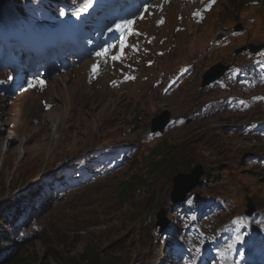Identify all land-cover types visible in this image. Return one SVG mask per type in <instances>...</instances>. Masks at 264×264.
<instances>
[{"label": "rangeland", "instance_id": "374dc122", "mask_svg": "<svg viewBox=\"0 0 264 264\" xmlns=\"http://www.w3.org/2000/svg\"><path fill=\"white\" fill-rule=\"evenodd\" d=\"M23 1L0 0V8L16 13ZM206 2L152 0L141 6L131 20L138 31L123 37L124 46L116 50L120 61H103L92 80L85 64L43 79L39 88L0 95L1 184L10 181L13 188L22 179L20 189L26 190L38 181L39 164L75 151L84 156L81 167L91 176L85 186L38 203L37 210L50 207L41 216L30 218L34 208L23 212L28 220L22 218L25 226L17 227L21 234L12 243L13 255L2 264H134L146 259L148 264H177L168 255L172 248L181 253V264H193L195 227L213 234L216 224L242 216L250 205L264 213V141L244 127L264 118V107L220 110L219 98L227 92L214 83L201 86L211 68L243 63V49L251 53L250 46H264V0H217L208 10ZM236 27L240 34L231 36ZM216 35L228 38L218 44ZM138 46L146 47L140 58ZM189 64L190 72L177 87L163 93V84L154 85L165 75L177 77L178 68ZM128 76L135 79L125 81ZM164 112L169 124L153 133V119ZM8 137H13L10 144ZM117 149L127 155L121 162ZM55 164L46 165L45 173ZM198 165L199 184L174 205L171 195L181 193L175 194L173 178ZM126 185L130 194L122 193ZM204 197L224 201V213L198 219L173 242L162 237V223L180 222L185 207ZM159 211L164 220L155 225ZM19 218L11 215L8 221L14 225ZM0 226L13 238L15 227L1 219ZM0 244L7 242L0 239Z\"/></svg>", "mask_w": 264, "mask_h": 264}, {"label": "clouds", "instance_id": "9594fccd", "mask_svg": "<svg viewBox=\"0 0 264 264\" xmlns=\"http://www.w3.org/2000/svg\"><path fill=\"white\" fill-rule=\"evenodd\" d=\"M224 36H221V38ZM219 39V38H218ZM217 38H215V40H218ZM153 132V131H152ZM156 133V132H155ZM161 133V132H160ZM59 160H55V163H57ZM43 170L41 172V174L39 175V179L37 182L33 183L32 182V187L21 191L20 186L22 183V179L17 183V187L18 190H20L19 192L13 193V195L11 196V190L14 188H11V183L10 182H3L2 184L0 183V187L2 186V190L0 191V198L2 197L1 195L4 193L5 189H6V193L9 194L10 197L6 198V201L0 200V204H5L3 205V208L0 210V219L4 220V222L6 224L11 225V228H16V230H13V238H8L7 236H5L4 234H2V232L0 231V239H2L4 242H7V244L5 245H1L0 244V259H2V261L0 262V264L5 263L6 259L8 257H11L13 255V245L12 243L15 241V239L18 238V235L21 234V232L19 231V229H17V227L19 226H25V224L22 221V218L25 220L26 217H23V212L30 210L31 208L36 209L38 206H40V202H44L48 199L50 200H54L56 199V197H58L63 191L65 192H69L70 190H76L77 188H79L80 186H85V185H80L77 182L74 181H70L67 184H60L58 187L54 186L55 180L57 179L56 176H51V172L45 173V168L46 165L43 163ZM41 166V164H40ZM45 167V168H44ZM56 174H59V171L56 172ZM55 175V174H54ZM1 182V181H0ZM10 185V186H9ZM67 186V190L65 189V187ZM72 187H76V188H71ZM6 196V194H5ZM172 202V201H171ZM177 202L180 201H175L172 202L174 204H176ZM49 206L45 207H40L39 210H34V212L32 213L30 218L35 217L36 215L41 216L42 214H44L47 210H49ZM45 209H47L45 212H43ZM40 211V212H39ZM159 215H161V219L158 221V224H160V222L163 220V214L164 211H159L158 212ZM20 214L21 218H19L18 221H16V224L12 225V223H10L8 221V219H10L11 215H17ZM6 215H8V217H6ZM16 217H13V220H15ZM23 220V221H24ZM28 219H26L25 223L27 222ZM0 228H2V226H0ZM6 231V230H5ZM19 231V232H17ZM18 234V235H17ZM129 259V258H127ZM139 262V261H138ZM142 262V261H141ZM137 263V262H135ZM178 264V262H177Z\"/></svg>", "mask_w": 264, "mask_h": 264}, {"label": "water", "instance_id": "95a60500", "mask_svg": "<svg viewBox=\"0 0 264 264\" xmlns=\"http://www.w3.org/2000/svg\"><path fill=\"white\" fill-rule=\"evenodd\" d=\"M235 32H239V27H236L234 29ZM221 38V35H218L216 37ZM258 47L256 46H250L251 51H255ZM227 70V67H215L211 68L209 71L205 72L204 74V80L202 81V87H206L212 83H215L218 79L222 77V75ZM218 71L217 73H215ZM169 124V115L164 112L160 115H158L155 119H153V126L152 131L153 132H162L164 128ZM202 175L201 167L198 165L194 167V169L189 174H178L173 178V187L175 188V194L181 193L177 195H171V201H183L184 198L188 193L192 191L198 184H199V177ZM177 197L178 199H175ZM248 202L250 200L248 199ZM47 209H45L43 212H45ZM252 211V207L249 206V212ZM161 217V215H160Z\"/></svg>", "mask_w": 264, "mask_h": 264}, {"label": "bare ground", "instance_id": "6f19581e", "mask_svg": "<svg viewBox=\"0 0 264 264\" xmlns=\"http://www.w3.org/2000/svg\"><path fill=\"white\" fill-rule=\"evenodd\" d=\"M165 2L166 1H170V0H164ZM162 3H163V1H161ZM159 3V2H158ZM183 3V2H182ZM188 4H190L191 2H187ZM166 4V3H165ZM157 5V4H156ZM160 7V6H159ZM158 7V8H159ZM171 6L169 5L166 9H163V11H167L169 8H170ZM161 8H162V6H161ZM3 10H7L6 8H4ZM160 10V9H159ZM0 12H1V8H0ZM162 14V13H161ZM170 18H172V17H170ZM145 21L147 20V19H144ZM135 27L136 26H134L133 28H132V30H136L135 29ZM136 31H138V30H136ZM143 31V30H142ZM135 34H137V32L136 33H134L133 35H135ZM140 35V34H139ZM142 35H144V34H142ZM141 36V35H140ZM217 36V35H216ZM128 40V39H127ZM260 48H262V47H260ZM259 48V49H260ZM251 50V49H250ZM40 51V50H39ZM32 53H34V52H32ZM44 55V54H43ZM88 64H91V65H93V64H95L94 62H91V63H87V65ZM112 66H116V63L115 64H112ZM88 70H89V68H88ZM90 74V70L88 71V75ZM58 76V75H57ZM67 79H64V80H62L61 81V85H63V86H65L67 83ZM157 83V82H156ZM155 83V84H156ZM159 83H160V81H159ZM92 84V83H91ZM55 86H57V85H55ZM55 88H57V87H55ZM58 89V88H57ZM67 93V92H66ZM60 96V95H59ZM91 98V97H90ZM60 99L61 100H63L61 97H60ZM53 107V106H52ZM52 107H50L49 109L50 110H52V109H54V108H52ZM202 107V106H201ZM202 109V108H201ZM5 113H6V111H5ZM183 117H180V119H182ZM8 119V118H7ZM6 120V119H5ZM5 120H3V121H5ZM181 121V120H180ZM182 121H183V119H182ZM51 122H53V121H51ZM57 123H58V120H57ZM181 123V122H180ZM181 124H178L177 126H180ZM54 126H55V128H54V131H56L57 129H58V126H59V123L58 124H54ZM22 126H19L18 128H21ZM18 130L17 129H15V132H17ZM54 131H53V134L51 135V137H52V139H53V137H54ZM23 137V136H22ZM22 137H20L19 138V143L21 142V139H22ZM55 139V138H54ZM13 141V137H8V139H7V143H11ZM80 153V151L78 152V151H75V153H63V155H65L67 158H73V157H75L76 156V154H79ZM61 155V154H60ZM61 157V156H60ZM61 158H58V159H55V160H60ZM55 160H53V162H52V160L51 161H49V162H46L45 163V165H49V166H52L53 165V163L55 162ZM61 161V160H60ZM40 165V164H39ZM45 168V167H44ZM47 168V167H46ZM42 170H43V165H41V166H39V169H36L35 170V172H37L38 174H37V176H39L40 175V172H42ZM34 172V173H35ZM45 172V171H44ZM33 175V174H32ZM10 182V181H9ZM10 186V185H9ZM12 192H11V196L13 195V193H16V192H19L20 190H18V187H17V185H15L14 186V188L11 190ZM5 194H6V196H5ZM2 197L0 198V200H2V202L3 201H6L7 199L6 198H8V197H10L9 196V194L8 193H6V189H5V191H4V195H1ZM141 252H144V251H141ZM143 254V256L144 255H146L147 253H142Z\"/></svg>", "mask_w": 264, "mask_h": 264}, {"label": "trees", "instance_id": "16d2710c", "mask_svg": "<svg viewBox=\"0 0 264 264\" xmlns=\"http://www.w3.org/2000/svg\"><path fill=\"white\" fill-rule=\"evenodd\" d=\"M122 193L124 194H130L131 193V188L126 185L123 189H122Z\"/></svg>", "mask_w": 264, "mask_h": 264}]
</instances>
